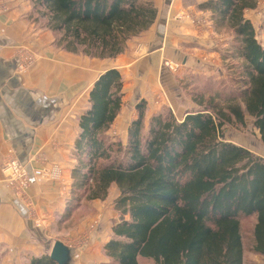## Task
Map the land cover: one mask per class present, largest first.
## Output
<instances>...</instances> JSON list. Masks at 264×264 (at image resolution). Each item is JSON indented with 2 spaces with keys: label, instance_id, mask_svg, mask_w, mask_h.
<instances>
[{
  "label": "trees",
  "instance_id": "obj_1",
  "mask_svg": "<svg viewBox=\"0 0 264 264\" xmlns=\"http://www.w3.org/2000/svg\"><path fill=\"white\" fill-rule=\"evenodd\" d=\"M30 1L47 20L41 28L53 33L56 48L90 59H116L158 17L156 0ZM258 2L209 0L199 6L211 14L217 32L234 35L224 54L241 61L242 87L217 90L206 101L207 95L197 97L203 109L182 120L169 112L146 127L142 102L124 146L107 136L123 107L122 75L110 69L94 84L79 120L64 220L85 201L106 200L116 186L120 220L105 245L110 264H245L241 222L250 218L256 220L251 253L264 257V159L226 141L223 130L233 119L244 125L248 115L264 144V43L246 18ZM219 97L225 105L216 103ZM32 264L57 263L45 257Z\"/></svg>",
  "mask_w": 264,
  "mask_h": 264
},
{
  "label": "crops",
  "instance_id": "obj_2",
  "mask_svg": "<svg viewBox=\"0 0 264 264\" xmlns=\"http://www.w3.org/2000/svg\"><path fill=\"white\" fill-rule=\"evenodd\" d=\"M207 1L156 0L154 26L129 41L124 53L110 60L90 59L56 48L51 31L28 22L26 3L9 1L8 8L0 12V264H32L34 259L50 258L57 241L51 245L56 236L52 230L68 222L64 216L77 164L74 152L79 120L89 109L90 92L105 71L117 69L122 75L123 107L128 100L133 106L139 102L151 106L152 100L159 104L160 95L167 98L166 102L172 100L165 89L181 97L176 74L163 67V60L179 63L181 69H193L196 75L209 73L208 55L202 53L218 49L212 38L215 28L211 14L199 30L182 16L190 6L199 9ZM263 21L264 16L262 28ZM143 50L146 52L140 55ZM27 56L35 58L30 63ZM191 61L200 64L191 66ZM11 154L29 174L25 198L6 184L3 167ZM113 216L108 211L104 227L103 221L99 222L91 235V240H101L100 231L107 232L104 252L113 238V227L119 223L113 222Z\"/></svg>",
  "mask_w": 264,
  "mask_h": 264
},
{
  "label": "rangeland",
  "instance_id": "obj_3",
  "mask_svg": "<svg viewBox=\"0 0 264 264\" xmlns=\"http://www.w3.org/2000/svg\"><path fill=\"white\" fill-rule=\"evenodd\" d=\"M12 0H0V12H4L8 8V3ZM18 2L26 3L29 7V13L27 20L29 23L34 24L37 28H41L47 24V20L41 18L39 13L34 10L33 2L30 0H16ZM194 6V5H193ZM191 7V6H190ZM187 9L186 12L182 13L183 18L189 20V24L195 27L197 30L201 29V26L209 21V14L199 10L198 8ZM248 19L252 20L254 27L256 28V35L259 42H264L263 28L261 25L262 18L264 16V0H259L257 9L253 12H248ZM36 18V19H35ZM35 20H39V23H35ZM213 41L216 43L218 49L212 53H202L208 55L206 67L209 69V75H196L193 69H181V65L171 60H163V67L169 69L173 74H176V84L179 86L181 97L168 90H164L169 95V99L172 96V100H167L163 96H159V104L157 100H152L151 106H148L146 102V114H145V126H149L152 117L159 114H167L172 112L178 120L183 118L184 113L187 111L201 110L202 107L198 104V98L202 95H207L204 100H208L209 95L213 96L217 90L229 93L230 90L235 89L236 86L241 88L242 84L238 83L240 77L238 68L241 66V61L231 58L226 59L224 54L228 50L230 51L233 41H235L234 35L228 30L217 32L214 30L212 34ZM221 43V44H220ZM226 45V47H224ZM140 49V46H139ZM146 51H142L140 55ZM32 62L35 56H27ZM102 64H106L105 62ZM189 64L199 65L195 61L189 62ZM195 67V66H194ZM193 67V68H194ZM103 68V67H102ZM190 70H192L190 72ZM207 71V70H206ZM174 75V74H173ZM136 83L129 85V91H132L133 86ZM160 88V87H159ZM218 92V91H217ZM176 95V96H175ZM221 97L224 94L221 93ZM180 99V100H179ZM220 100V101H219ZM216 103L225 105L226 102L220 97L215 100ZM166 102V105H163ZM142 102H139L141 104ZM137 106H133L130 100L124 104L122 113L117 118V121L113 124L111 129L108 131L107 136L114 139L116 142H122L124 146L127 145L128 140V129L130 124L137 118L138 110ZM203 109V108H202ZM255 120L250 116H246L245 124L240 125L233 119L232 124H226L223 128L225 140L241 147H244L254 153L256 156L264 159V144L261 140L259 131L254 127ZM147 130V129H146ZM118 189L112 187L109 192V198L107 197L106 202L99 201H85L82 206L77 208L72 213V218L62 226H58V229H53L55 232L54 239L65 241L66 246L70 247L73 251V257L71 264H110V259L106 256L102 244L108 237V234L101 233V240H91V235L97 230L96 226L99 222L103 221L104 227V215H107L108 211L114 215L113 222L118 223L120 220V214L115 210V200L118 197ZM75 203V202H74ZM76 204H73V206ZM102 223V222H101ZM100 223V224H101ZM242 231L245 243V264H264V257L251 253L250 247L252 245V234L256 223L255 218L244 219L242 222ZM111 223L107 225L109 229ZM106 227V226H105ZM80 228H82L80 230ZM78 230V232H76ZM80 230V231H79ZM110 234V233H109ZM98 237V236H97ZM94 242V243H93ZM140 264H155L151 260L140 259Z\"/></svg>",
  "mask_w": 264,
  "mask_h": 264
},
{
  "label": "built area",
  "instance_id": "obj_4",
  "mask_svg": "<svg viewBox=\"0 0 264 264\" xmlns=\"http://www.w3.org/2000/svg\"><path fill=\"white\" fill-rule=\"evenodd\" d=\"M31 59V58H30ZM28 58V60H30ZM6 184L17 196L25 198L30 187L29 174L26 167L14 155H10L4 163Z\"/></svg>",
  "mask_w": 264,
  "mask_h": 264
},
{
  "label": "water",
  "instance_id": "obj_5",
  "mask_svg": "<svg viewBox=\"0 0 264 264\" xmlns=\"http://www.w3.org/2000/svg\"><path fill=\"white\" fill-rule=\"evenodd\" d=\"M50 259L57 264H71L72 251L61 241H56L51 251Z\"/></svg>",
  "mask_w": 264,
  "mask_h": 264
}]
</instances>
